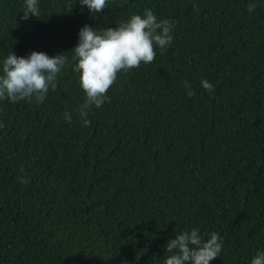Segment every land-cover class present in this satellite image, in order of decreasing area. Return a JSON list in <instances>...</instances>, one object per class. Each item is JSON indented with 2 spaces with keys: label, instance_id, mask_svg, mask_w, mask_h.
Returning <instances> with one entry per match:
<instances>
[{
  "label": "trees",
  "instance_id": "trees-1",
  "mask_svg": "<svg viewBox=\"0 0 264 264\" xmlns=\"http://www.w3.org/2000/svg\"><path fill=\"white\" fill-rule=\"evenodd\" d=\"M23 3L0 0V56L68 59L43 102L0 101V264H163L192 227L222 239L209 264H249L264 250V0H106L93 16L39 0L27 19ZM145 8L174 21L172 43L118 72L83 124L78 29Z\"/></svg>",
  "mask_w": 264,
  "mask_h": 264
},
{
  "label": "clouds",
  "instance_id": "clouds-1",
  "mask_svg": "<svg viewBox=\"0 0 264 264\" xmlns=\"http://www.w3.org/2000/svg\"><path fill=\"white\" fill-rule=\"evenodd\" d=\"M89 13H101L106 0H79ZM255 5L249 4L251 11ZM22 19L29 16L39 18V0H24ZM93 16V15H92ZM174 21L158 19L151 8L143 13H133L115 27L93 28L83 24L77 32V42L72 52V70L78 74V83L85 99L79 106L83 124H88L87 111L107 101V90L116 79L117 73L151 63L155 57L154 45L164 49L172 43L171 29ZM64 53V52H63ZM63 53L49 55L44 51L31 50L26 55H16L12 50L0 56V101L16 103L35 99L41 103L49 89L57 86V75L64 67L67 57ZM200 85L211 90L213 85L201 79ZM186 95H193L186 83ZM64 118L71 120L65 112ZM222 249L220 235L212 231L202 234L198 227L176 231L169 238L165 250L169 253L163 264H209ZM249 264H264V250L258 249L249 259Z\"/></svg>",
  "mask_w": 264,
  "mask_h": 264
}]
</instances>
